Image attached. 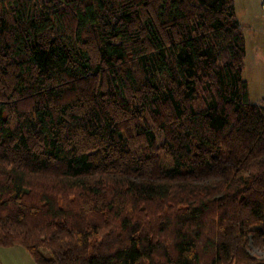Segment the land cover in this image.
Returning <instances> with one entry per match:
<instances>
[{"label":"trees","instance_id":"obj_1","mask_svg":"<svg viewBox=\"0 0 264 264\" xmlns=\"http://www.w3.org/2000/svg\"><path fill=\"white\" fill-rule=\"evenodd\" d=\"M245 58L234 0H0V248L264 264Z\"/></svg>","mask_w":264,"mask_h":264},{"label":"rangeland","instance_id":"obj_2","mask_svg":"<svg viewBox=\"0 0 264 264\" xmlns=\"http://www.w3.org/2000/svg\"><path fill=\"white\" fill-rule=\"evenodd\" d=\"M236 16L244 34L247 53L244 61L243 79L248 84L250 100L264 101V9L262 0H234ZM160 143L164 137L161 131L152 126ZM0 264H36L30 253L20 245L1 247ZM260 259L264 250H252Z\"/></svg>","mask_w":264,"mask_h":264},{"label":"built area","instance_id":"obj_3","mask_svg":"<svg viewBox=\"0 0 264 264\" xmlns=\"http://www.w3.org/2000/svg\"><path fill=\"white\" fill-rule=\"evenodd\" d=\"M262 7L264 8V0H262ZM262 106H264V101L260 103Z\"/></svg>","mask_w":264,"mask_h":264},{"label":"crops","instance_id":"obj_4","mask_svg":"<svg viewBox=\"0 0 264 264\" xmlns=\"http://www.w3.org/2000/svg\"><path fill=\"white\" fill-rule=\"evenodd\" d=\"M263 8V7H262ZM264 9V8H263ZM246 53H247V48H246ZM17 246V245H16ZM0 249H5V248H0Z\"/></svg>","mask_w":264,"mask_h":264}]
</instances>
